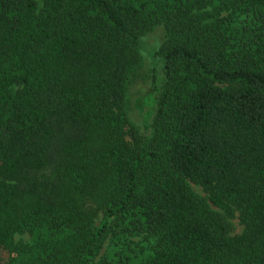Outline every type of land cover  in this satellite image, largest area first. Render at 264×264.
<instances>
[{
  "label": "trees",
  "instance_id": "1",
  "mask_svg": "<svg viewBox=\"0 0 264 264\" xmlns=\"http://www.w3.org/2000/svg\"><path fill=\"white\" fill-rule=\"evenodd\" d=\"M41 3L0 0V253L27 234L23 264H264V0ZM156 28L132 146L123 88Z\"/></svg>",
  "mask_w": 264,
  "mask_h": 264
},
{
  "label": "rangeland",
  "instance_id": "2",
  "mask_svg": "<svg viewBox=\"0 0 264 264\" xmlns=\"http://www.w3.org/2000/svg\"><path fill=\"white\" fill-rule=\"evenodd\" d=\"M42 5V0H38ZM164 33L161 28L149 32L141 37L140 40V62L129 72L128 80L123 88L127 114L130 124L126 128V139L128 143L135 146L144 135L151 134V125L154 122V114L156 104L154 98H156L154 92V77L158 78V85L164 78L163 60L158 55L159 48L162 45ZM193 193L207 201L208 195L203 191L201 187L190 184ZM27 202H34L29 197L26 198ZM26 202L20 201V204ZM211 210L215 213L223 216L229 227L231 235H241L243 232V226L240 224L238 214L236 218H228L224 213L210 206ZM100 222V217L96 221V225ZM30 236L27 234H16L14 237V245L11 252L0 253V264H23L26 260L24 254H26L30 246ZM108 250V244L105 245V249L102 251L101 256Z\"/></svg>",
  "mask_w": 264,
  "mask_h": 264
}]
</instances>
